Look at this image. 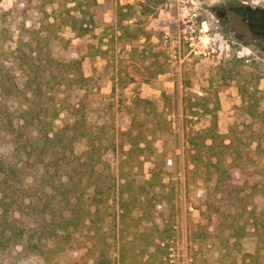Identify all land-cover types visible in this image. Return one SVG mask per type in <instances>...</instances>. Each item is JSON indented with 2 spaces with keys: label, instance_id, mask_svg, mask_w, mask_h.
Masks as SVG:
<instances>
[{
  "label": "trees",
  "instance_id": "trees-1",
  "mask_svg": "<svg viewBox=\"0 0 264 264\" xmlns=\"http://www.w3.org/2000/svg\"><path fill=\"white\" fill-rule=\"evenodd\" d=\"M85 1L67 0L73 6L60 19L37 8L34 24L19 28L14 49L0 50V264H49L60 251L78 250L83 237L88 245L81 249L92 264H115L111 248L116 240L110 243L105 237L112 204L117 206L114 225L125 224L141 210L134 226L144 243V264H164L169 255L174 227L165 215L169 195L159 192L164 174L145 177L142 170L148 144L144 123L132 119L120 133L125 165L114 171L105 159L113 141L102 124L89 119L84 101V60L101 50L77 44L67 55L51 45L59 37L47 34L58 22L78 38L89 35L81 9ZM116 11L121 26L131 7L117 6ZM236 87L250 122L241 130L231 128L228 135L217 131L216 110L204 97L184 106L190 116H209L208 126L188 133L185 141L186 159L205 189L195 205L198 221L189 240H231L238 246L250 239L254 249L245 255L248 263L264 264V185L251 179L264 160V91L256 84L236 82ZM60 115L62 125L55 128ZM80 140L86 149L77 155L74 146ZM72 257L71 264H78Z\"/></svg>",
  "mask_w": 264,
  "mask_h": 264
},
{
  "label": "rangeland",
  "instance_id": "rangeland-1",
  "mask_svg": "<svg viewBox=\"0 0 264 264\" xmlns=\"http://www.w3.org/2000/svg\"><path fill=\"white\" fill-rule=\"evenodd\" d=\"M66 1L1 0L0 50L14 49L19 28L34 24L37 8L60 19L73 6ZM124 5L131 7V15L118 26L116 8ZM81 9L91 27L89 35L78 38L58 22L48 27L47 34L59 37L51 45L67 55L74 53L77 44L88 43L101 50L84 60L88 78L84 101L89 119L102 124L106 137L113 141L105 159L114 171L125 165L119 150L120 133L132 119L144 123L148 144L142 170L145 177L165 175L159 192L169 195L165 215L174 226L164 264H249L245 255L254 249L250 239L238 246L231 240H189L190 229L198 221L195 205L205 189L186 159L185 141L188 133L208 126L209 116L203 112L190 116L184 106L204 97L216 110L221 135L236 126L244 129L250 122L241 110L236 82L256 84L264 91V0H87ZM137 99L151 104H139ZM54 125H62V115ZM85 149L84 140L74 146L77 155ZM251 179L264 185V160ZM115 207L112 204L106 211L105 235L107 242L116 240L111 248L113 261L144 264V243L139 226H134L141 210L134 219L114 225ZM120 229H125L123 235ZM85 239L77 241L78 250L60 251L49 264H71L72 255L78 264H92L90 254L81 249L88 245ZM120 247L125 252L123 259Z\"/></svg>",
  "mask_w": 264,
  "mask_h": 264
}]
</instances>
